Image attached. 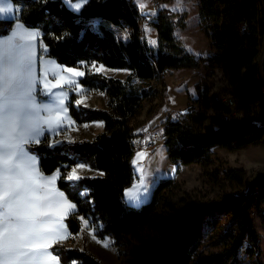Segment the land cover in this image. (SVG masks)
<instances>
[{
    "label": "trees",
    "instance_id": "obj_1",
    "mask_svg": "<svg viewBox=\"0 0 264 264\" xmlns=\"http://www.w3.org/2000/svg\"><path fill=\"white\" fill-rule=\"evenodd\" d=\"M13 1L20 7L19 17L0 18V34L9 32L19 18L41 29L48 55L63 65L77 67L86 61L130 71L123 79L86 67L79 83L89 92H105V107H79L78 94L68 87L67 104L75 122L105 121L103 131L93 139L51 145L46 133L38 144L30 145L44 173L60 170L58 185L76 204L66 218L69 239L88 219L99 237L110 236L117 244L127 237L141 242L133 264H227L242 246L257 253L260 235L253 211L264 202V176L251 178L246 169L226 166L214 156L213 148L232 150L264 139V124L256 123L264 121V0H198L213 48L210 55L199 56L189 52L175 34L187 24L184 16L182 20L167 7L150 21L158 32V42L152 45L143 37L135 0H88L80 11L65 0ZM122 28H129V38L117 35ZM200 67L221 69L227 84L214 90L213 82H199L188 109L163 121L169 160L178 165L200 163L212 182L227 180L244 189L226 191L217 200L185 198L179 207L167 191L180 183L163 178L149 201L129 204L125 193L137 177L132 162L135 140L144 134L139 130L143 126L133 120L147 101L164 94L167 83L162 74ZM155 80L162 81V89ZM79 163L102 174L83 176L73 188L66 175ZM220 210L230 214V225L213 237L217 250L202 249L207 225L216 221L213 214ZM52 249L62 264H107L88 248L69 247L61 241Z\"/></svg>",
    "mask_w": 264,
    "mask_h": 264
},
{
    "label": "snow or ice",
    "instance_id": "obj_2",
    "mask_svg": "<svg viewBox=\"0 0 264 264\" xmlns=\"http://www.w3.org/2000/svg\"><path fill=\"white\" fill-rule=\"evenodd\" d=\"M11 12L10 4H0V13ZM38 35L17 25L11 35L0 36V264H59L49 249L68 238L64 219L76 208L55 186L59 171L43 175L26 146L38 144L46 129L56 130L68 119L67 93L54 89L72 86L75 90L79 85L73 77L85 73L76 68L62 69L71 75L54 73L55 83L47 78V67L37 75L34 41ZM91 67L104 71L103 66ZM39 84H43L45 96L54 98L53 103L38 102ZM80 92L77 104L86 98L83 88ZM144 155L139 153L138 160ZM85 168L84 164L77 165L66 178L80 180V170ZM140 187H145L143 181ZM127 195L131 200L140 198L132 190ZM103 246L108 247L109 241Z\"/></svg>",
    "mask_w": 264,
    "mask_h": 264
},
{
    "label": "rangeland",
    "instance_id": "obj_3",
    "mask_svg": "<svg viewBox=\"0 0 264 264\" xmlns=\"http://www.w3.org/2000/svg\"><path fill=\"white\" fill-rule=\"evenodd\" d=\"M87 1L88 0H65L68 6L75 11H80ZM135 1L139 6H141V4L145 5L144 7L147 9V12H150L153 0ZM158 1L160 9L162 7H167L169 11L177 13V17H181L182 20L184 16L187 24L185 27L179 26L175 34L177 38L185 44L189 52L196 56L210 55L213 52L210 37L206 32V22L203 21L200 14L198 0ZM77 3L81 5L79 8L75 7ZM158 11L151 13L149 15V22L143 26V37L152 45H156L158 42V32L150 21ZM117 35L127 39V37L130 36L129 28L127 30L125 28L117 29ZM68 68L76 67L68 66ZM109 68L113 69L111 71L112 75L117 74L123 79L126 78L128 69ZM76 69L80 71L81 68ZM161 80H155L154 83L162 89L163 84ZM164 80L167 83L164 94H160L154 101H147L142 112L133 120L134 124L140 123L139 125L143 126L139 128V130L143 129L142 132H144V134L149 135L152 132H158L160 137L156 140L155 147L135 151L132 162L137 177L133 184L127 188L125 200L129 204L136 206H140L149 201L155 186L163 178H174L175 181L180 183V187L167 191L168 197L175 201L179 207L183 205V200L185 198L197 201L217 200L221 199L226 191L234 190L238 192L244 189L242 184L230 183L227 180H221L219 184L212 182L210 176L204 174L205 167L200 163L173 164L169 160L167 146L164 143V137L162 135L163 121L169 116L177 118L180 113L188 109L191 102L190 96L195 97L197 95V84L199 82H213L214 90L222 88H215V85H224L226 83L223 71L219 68L213 70L206 67L177 68L167 71ZM76 81L78 84L79 78H76ZM85 89L84 96L87 95L86 93L94 92L92 100L95 106L93 107H102V105L106 103V95L104 92H89ZM77 90L78 87L75 89V92L79 97L81 92ZM86 103H88V100L84 99L83 104ZM65 133L59 134L58 137L64 141L63 144L71 143L70 139L76 132L72 130L66 131ZM139 153H144L145 155L138 160ZM213 153L215 157L222 159L223 163L228 167L246 169L251 178L264 176V139L257 143H251L247 146L232 150L215 146L213 148ZM213 166L214 165L211 167ZM88 170L87 172L90 175L87 176H93L91 173H95V169L89 167ZM48 175H51V173ZM141 181H143L146 191L145 187H140ZM77 184V180L71 181V186L73 188H76ZM130 190H132L134 194L138 193L140 197L139 200H131L129 198L127 193ZM213 217L215 218L213 220L216 221L208 223L209 232L202 241L203 245L201 248L205 250H217L219 248L213 237H215L218 232L226 229L231 221L230 214L225 210L215 211ZM253 218L255 227L260 235L258 252H247L245 247L242 246L237 251L235 258L229 259L227 264H264V202L259 209H254ZM84 221H87V225H85ZM93 236H95V239ZM105 240L109 241L108 247L103 246ZM62 242L66 243L69 247L88 248L101 257L107 264H133L136 258V251L142 247L141 242L131 237H127L118 244L115 243L114 239L110 236L99 237L97 234V227H95L93 223H90L88 219H83L81 231L76 237L73 239L67 238Z\"/></svg>",
    "mask_w": 264,
    "mask_h": 264
},
{
    "label": "crops",
    "instance_id": "obj_4",
    "mask_svg": "<svg viewBox=\"0 0 264 264\" xmlns=\"http://www.w3.org/2000/svg\"><path fill=\"white\" fill-rule=\"evenodd\" d=\"M0 4H5V5L10 4L13 7V12H11V13H0V18H16V17H19L20 7L18 5H16L13 0H0ZM17 25H22L28 31H35V32H38L39 33L38 37H36L35 38V41H34L35 46H36V52H37V56H36V71H37V75H40L44 71L45 67H47V70H48V77L47 78L49 80H51L53 83H55V80L53 79V74L54 73L55 74H59V75H65V76L71 75V74H69L67 72H62L61 71L62 69H67L68 66H64L63 64L59 63L56 58L48 55V47L45 45V43L42 40V31H41V29L39 27L28 26L21 19L17 18L16 21H15V23H14V25H13V27L11 28V30L9 32L5 33V34H0V36H8V35H11L12 31H15L16 30V26ZM129 34H130V32H129ZM127 38H129V36ZM92 65H96V67L103 66L104 71H101V73H104V74L109 75V76L120 77L117 74H115V75L113 74L112 75L111 74V71L113 69H111V68H109V67H107V66H105L103 64H100V63L99 64H97V63L88 64L86 61H82L80 63V65L77 66L76 68H78V69L81 68L80 71H83L85 73L86 72V67H89L90 69H92V67H91ZM92 70H94V69H92ZM129 72L130 71L128 70L126 76L129 74ZM81 77H83V76H81ZM81 77H73V79L76 80V78H79L80 79ZM120 78H122V77H120ZM226 84H227V80H226V83L224 85L218 84L219 86L218 85L217 86L215 85V88L225 87ZM78 85H79V87H78V90L77 91H80V88L85 89V87H83L81 84L78 83ZM42 90H43V84H39L37 86V90H36L38 102H42V103H53L54 102V98L49 97V96H45L43 94V91ZM54 91H64V92L67 93V97H66V100H65V107L67 108V117H68V119L65 120L64 123L58 129H56V130L46 129L44 131L43 136L40 138V140L43 139V137L45 136L46 133H48L50 135L51 145H58V144H63V142H64V141H62L61 138L58 137L59 134L65 133L66 131L68 132V131L74 130V132H76L75 135H73V137H71V139H70L71 141L70 142H74L76 140H81L83 138L93 139L98 133H101L103 131L104 126H105V121H103V120H93V121L84 122V123H77V122H75L73 120V118L71 117V115L69 113V107H68V104H67V101H68L69 95H70V91L68 89V86H65V87H63L61 89H54ZM93 93L94 92H92V93H86L87 95H85L86 96L85 99L88 100V103H86V104H77V105L79 107H85V106L86 107H93V106H95V104H93V100H92V97L94 96ZM104 94H105V92H104ZM80 98H81V95L78 97V99L80 100ZM78 99H77V101H78ZM105 99H106V103H107V96H106ZM106 103L104 105H102V107H105L106 106ZM42 115H46V113H42ZM30 145L31 144L27 145L26 148H27L29 154L35 156L36 159L38 160V162H39V165H38L39 166V170H40L41 173H43V175L51 176V175L55 174L57 171H59V173L61 175L60 170L54 171L53 174L51 173V175H48L47 173H44L42 171V169H41L40 158L31 149ZM79 164H84L86 166L85 170L84 169L83 170H80V172H81L80 173L81 178H82V176H84V174H85V176L90 175V174H88L87 171H89L88 168L91 167V166L89 164H87V163H79ZM76 167H77V165L75 167H73V168H76ZM91 168L94 169L93 167H91ZM94 171H95V173H91V174H93V176L101 175L102 174V171L101 170L95 169ZM58 180H59V178L56 181V185H55L56 188L60 192H63L64 193V195H65V197L67 198L68 201H70L72 204L76 205L67 196L66 192L59 187ZM74 181H76V180H74ZM67 216H66V218H67ZM66 218L64 219V224L66 225V229H67L66 234H68V238H69L71 236V232H70V229H69V227L67 225ZM78 233L75 235V237L78 235ZM70 241H68V242H70ZM49 251L54 256H56L58 258L59 264H62L60 262V259H59L58 255L54 253L53 249L51 248V249H49Z\"/></svg>",
    "mask_w": 264,
    "mask_h": 264
},
{
    "label": "built area",
    "instance_id": "obj_5",
    "mask_svg": "<svg viewBox=\"0 0 264 264\" xmlns=\"http://www.w3.org/2000/svg\"><path fill=\"white\" fill-rule=\"evenodd\" d=\"M140 15H141V24L144 26V24L149 22V15L155 11H158L160 9V4L158 0H153V3L151 5V10L150 12H147V9L145 7L138 6ZM166 75L162 74L161 78H164ZM230 104L234 105V101L229 99L228 100ZM256 123L258 125H263L264 121L263 120H257ZM159 133L158 132H152L151 134H142L139 135L136 140H135V149L142 150L144 148H153L155 147V142L159 138Z\"/></svg>",
    "mask_w": 264,
    "mask_h": 264
},
{
    "label": "water",
    "instance_id": "obj_6",
    "mask_svg": "<svg viewBox=\"0 0 264 264\" xmlns=\"http://www.w3.org/2000/svg\"><path fill=\"white\" fill-rule=\"evenodd\" d=\"M261 70H262V76L264 79V49H263L262 56H261Z\"/></svg>",
    "mask_w": 264,
    "mask_h": 264
}]
</instances>
